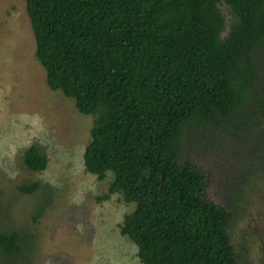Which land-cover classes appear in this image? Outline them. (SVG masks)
<instances>
[{"label":"trees","instance_id":"trees-1","mask_svg":"<svg viewBox=\"0 0 264 264\" xmlns=\"http://www.w3.org/2000/svg\"><path fill=\"white\" fill-rule=\"evenodd\" d=\"M220 1L25 0L46 83L94 116L84 167L99 179L112 173L97 200L117 193L134 203L119 229L141 264H237L231 212L206 198L203 173L181 161L186 127L217 129L238 113L264 148L255 62L264 51V0H223L237 16L223 38ZM22 159L32 171L48 161L38 142ZM33 246L27 230L0 226V264L30 256Z\"/></svg>","mask_w":264,"mask_h":264},{"label":"rangeland","instance_id":"rangeland-1","mask_svg":"<svg viewBox=\"0 0 264 264\" xmlns=\"http://www.w3.org/2000/svg\"><path fill=\"white\" fill-rule=\"evenodd\" d=\"M225 37L237 16L217 3ZM264 102V51L255 57ZM251 114L250 116H253ZM94 116L46 83L25 0H0V226L33 234L30 256L7 264H141L137 247L119 225L134 203L107 192L112 173L99 179L85 170L83 153ZM231 125L210 129L192 124L183 132L181 161L205 176L206 198L231 212L228 233L237 264H264V148L245 128L241 114ZM40 143L47 155L43 170L23 163V151ZM39 181L32 193L21 183Z\"/></svg>","mask_w":264,"mask_h":264}]
</instances>
